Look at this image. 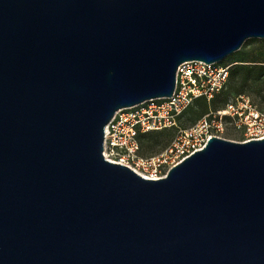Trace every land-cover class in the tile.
Returning <instances> with one entry per match:
<instances>
[{
	"label": "water",
	"instance_id": "1",
	"mask_svg": "<svg viewBox=\"0 0 264 264\" xmlns=\"http://www.w3.org/2000/svg\"><path fill=\"white\" fill-rule=\"evenodd\" d=\"M264 40V0H0V264H264V139L150 181L115 115Z\"/></svg>",
	"mask_w": 264,
	"mask_h": 264
},
{
	"label": "built area",
	"instance_id": "2",
	"mask_svg": "<svg viewBox=\"0 0 264 264\" xmlns=\"http://www.w3.org/2000/svg\"><path fill=\"white\" fill-rule=\"evenodd\" d=\"M234 64L185 62L178 68L171 98L152 100L120 110L106 128L104 157L132 169L150 181L165 179L169 172L216 138L225 139L228 127L244 135V142L264 139V112L249 95H239L223 109L210 110L191 127L181 129L184 113L199 99L214 100L228 85ZM178 129L160 153L143 156L139 136Z\"/></svg>",
	"mask_w": 264,
	"mask_h": 264
},
{
	"label": "trees",
	"instance_id": "3",
	"mask_svg": "<svg viewBox=\"0 0 264 264\" xmlns=\"http://www.w3.org/2000/svg\"><path fill=\"white\" fill-rule=\"evenodd\" d=\"M246 58H247V55L240 56L238 58V60L236 61L238 64L233 66L231 70V75H230V79H229L227 87L214 100H212L211 102H208L205 99L197 100L194 103V105L190 107L184 113L183 117H189V119L194 124L197 121H199L202 117H204L206 114H208L210 110L217 111V110H220L226 107L227 104L231 101V100H228V96L231 91H234L237 93V95L234 97L235 99L239 95H244V93L242 92L247 86L253 83H256V82H260L264 78V61L259 62L253 58L252 63L247 64ZM217 103H220L222 105L221 108L213 109L212 106H215ZM171 130L173 129L163 130V131H158V132H151V133L140 135L139 142L141 144L142 151H143V140L145 139L153 140L154 139L152 143H149L148 145V147H153L154 145H158L160 143V139L163 140L169 137L168 132Z\"/></svg>",
	"mask_w": 264,
	"mask_h": 264
},
{
	"label": "rangeland",
	"instance_id": "4",
	"mask_svg": "<svg viewBox=\"0 0 264 264\" xmlns=\"http://www.w3.org/2000/svg\"><path fill=\"white\" fill-rule=\"evenodd\" d=\"M247 55L246 61L247 64L252 63V59H256V61L263 62L264 61V40H249L247 41L240 52H237L236 54L230 56L223 62H221L222 65L226 64H234L237 65L236 62L240 56ZM244 94H247L251 97L254 104L264 111V78L260 82L253 83L249 86H247L244 91L242 92ZM237 95L236 92L231 91L228 96V100H233L234 97ZM194 105V104H193ZM192 105V106H193ZM191 106V107H192ZM221 104L217 103L215 106H212L213 109L215 108H221ZM193 125L192 121L189 119V117H183L179 126L181 129L189 128ZM179 130L173 129L169 131V137L161 140L158 145H154L153 147H148L149 143H152L154 140H143V156H152L155 154L160 153L163 151L167 145L170 143V141L175 137ZM225 139L231 140L234 142H244V135L242 132L237 131L233 127H228L225 132Z\"/></svg>",
	"mask_w": 264,
	"mask_h": 264
}]
</instances>
